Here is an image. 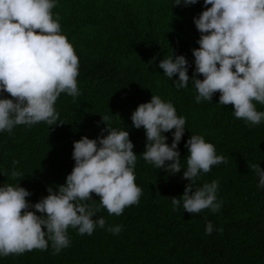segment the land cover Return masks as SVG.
Segmentation results:
<instances>
[{
	"label": "trees",
	"instance_id": "trees-1",
	"mask_svg": "<svg viewBox=\"0 0 264 264\" xmlns=\"http://www.w3.org/2000/svg\"><path fill=\"white\" fill-rule=\"evenodd\" d=\"M55 2L53 17H59L61 34L79 58L80 95L58 97V125L39 122L14 126L11 134L0 132V186L19 184L32 193L26 197L31 204L39 202L48 195V187L56 190L66 182L75 165L74 141L83 136L97 139L102 129L106 136L109 127L129 132L137 154L135 183L142 195L138 204L126 207L120 216L100 208L93 219L103 217L106 225L97 226L92 235H80L70 227V246L59 254H53L49 241L45 251L0 256V264H264V188L258 187L259 177L248 167L259 164L264 169V120L250 125L236 119L233 105L219 104V92L212 101L196 102L192 49L199 48L201 34L193 18L205 10L204 0L190 6H175V0ZM172 53L188 61L186 88L177 89L159 68L160 61ZM152 95L171 103L177 116L186 119L178 145L179 173L157 168L140 155L145 151L146 133L142 127H133L131 115ZM256 108L264 111V105L257 103ZM105 115L107 126L101 117ZM174 131L163 133L169 146ZM191 135L212 143L216 155L227 161L201 172L193 184L195 191L219 181L221 207L215 213L211 209L187 213L182 201L173 211L172 197L179 199L190 183L183 179V172L187 169L185 145ZM14 170L22 175L11 178ZM92 198L87 203L98 208L99 197L93 193ZM208 222L214 229L211 235L205 234ZM117 225L122 226L119 234L107 230Z\"/></svg>",
	"mask_w": 264,
	"mask_h": 264
},
{
	"label": "clouds",
	"instance_id": "clouds-1",
	"mask_svg": "<svg viewBox=\"0 0 264 264\" xmlns=\"http://www.w3.org/2000/svg\"><path fill=\"white\" fill-rule=\"evenodd\" d=\"M197 2L175 0L174 5ZM55 6V0H0V132L11 134L14 126L39 122L58 125V97L61 93L74 98L80 95L79 58L61 34L59 17H53ZM204 7L193 18L201 34L199 48L192 49L195 71L191 83L198 92L196 102L212 101L219 92V104L233 105L236 119L258 125L264 120V111L256 108L257 103L264 105V0H204ZM188 67L184 55L173 53L159 63L177 89L188 87ZM176 75L178 80H173ZM101 117L107 126L109 117ZM131 120L133 127H142L146 133L145 151L140 154L143 159L168 173H179L178 145L186 119L177 116L171 103L152 95L150 102L138 105ZM173 129L169 146L163 133ZM106 130V136L102 129L97 139L83 136L74 141L75 165L66 182L56 186V190L48 187V195L39 202L31 204L26 197L32 193L19 184L0 186V256L45 251L49 241L53 254H59L70 246V227L80 235H92L97 226L106 225L103 217L93 219L100 208L109 215L120 216L126 207L139 203L142 189L135 183L137 154L129 132L109 127ZM185 147L188 155L183 179L190 183L179 199L172 197L173 211L182 201L187 213L204 209L215 213L221 207L217 202L219 181L206 183L195 191L193 184L201 172H210L212 166L226 163V158L216 155L214 145L200 135H191ZM17 163L13 161V165ZM248 167L259 177L258 187L264 188V169L259 164ZM21 175L14 170L11 178ZM93 193L99 197L98 208L87 203L93 201ZM107 230L119 234L122 226ZM213 230L208 222L205 234L211 235Z\"/></svg>",
	"mask_w": 264,
	"mask_h": 264
}]
</instances>
